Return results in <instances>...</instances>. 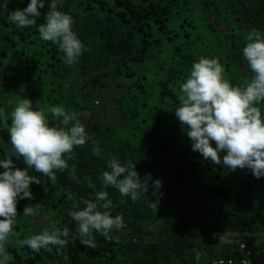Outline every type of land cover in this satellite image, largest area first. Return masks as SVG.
Masks as SVG:
<instances>
[{
  "label": "trees",
  "instance_id": "1",
  "mask_svg": "<svg viewBox=\"0 0 264 264\" xmlns=\"http://www.w3.org/2000/svg\"><path fill=\"white\" fill-rule=\"evenodd\" d=\"M27 3L9 0L7 7ZM60 8L71 14L82 42L72 64L58 44L39 37L46 5L27 27L0 14V157L10 147L9 113L24 97L33 107L39 101L45 110L61 104L77 113L101 151L94 155L88 140L74 146L69 168L55 170L54 182L29 168L38 182L30 185L31 199L17 202L8 264H211L242 256L240 245L232 250L225 243L220 254L216 248L228 234H264V177L205 160L191 149L174 110L179 85L200 56H215L231 83L251 78L241 50L249 33L264 38V0H61ZM259 107L264 115V101ZM111 158L135 163L141 177L151 173L162 183L156 196L150 186L135 201L108 186L111 214L119 213L124 226L110 240L96 233L88 247L68 210L104 187L100 173ZM16 166L26 167L22 158ZM26 205L34 208L30 217L22 214ZM53 225L69 230L63 247L34 251L17 244ZM250 248L251 260L264 263V241Z\"/></svg>",
  "mask_w": 264,
  "mask_h": 264
},
{
  "label": "clouds",
  "instance_id": "2",
  "mask_svg": "<svg viewBox=\"0 0 264 264\" xmlns=\"http://www.w3.org/2000/svg\"><path fill=\"white\" fill-rule=\"evenodd\" d=\"M9 0H0V14L15 27H27L36 23L40 9L47 6L44 21L37 28L43 41L58 44L65 62L72 64L82 53V42L73 30V18L62 11L61 0H28L23 8L9 10ZM242 55L251 70V78L243 86L225 78L224 66L215 57L200 56L190 66L187 76L179 85V106L175 117L184 126L191 142V149L198 151L205 160L223 164L229 170H250L256 178L264 177V115L260 103L264 101V38L259 33H249L242 48ZM5 109L0 107V116ZM47 113L51 114V121ZM8 138L10 147L0 157V264H8L7 241L15 236L17 202L33 197L30 185L38 182L29 174V168L55 181V170L69 168L73 148L86 140L93 145L92 152L99 155L100 148L85 130L77 113L63 105L50 106L47 110L33 107L31 99L20 98L10 113ZM23 160L26 167L16 166ZM107 168L100 173L104 186L95 191L94 199H83L68 210L75 222V234L82 245L95 246V234L113 239L112 232L124 226L123 217L111 214L112 201L105 190L114 187L122 197L135 201L151 186L156 196L162 181L152 179L151 173L143 177L136 171L135 163L121 162L117 158L106 161ZM74 172L75 167L69 169ZM151 181V184H149ZM90 187L95 188L90 183ZM162 195V193H160ZM158 199L149 202L157 208ZM22 214L30 217L34 208L23 207ZM69 230L54 225L43 228L17 241L20 247L39 251L49 246L63 247L69 242ZM200 253H195L199 261ZM215 264V262H214ZM219 264H223L220 261ZM231 264V262H229ZM240 264H247L241 260Z\"/></svg>",
  "mask_w": 264,
  "mask_h": 264
},
{
  "label": "rangeland",
  "instance_id": "3",
  "mask_svg": "<svg viewBox=\"0 0 264 264\" xmlns=\"http://www.w3.org/2000/svg\"><path fill=\"white\" fill-rule=\"evenodd\" d=\"M98 104L97 102H95ZM246 241L249 243L250 247H255L258 244H260L262 241H264V234H228L224 237L223 240H221V244L217 246L216 253L220 254L222 250V245L227 243L230 245L232 250H235L238 248L241 242Z\"/></svg>",
  "mask_w": 264,
  "mask_h": 264
},
{
  "label": "built area",
  "instance_id": "4",
  "mask_svg": "<svg viewBox=\"0 0 264 264\" xmlns=\"http://www.w3.org/2000/svg\"><path fill=\"white\" fill-rule=\"evenodd\" d=\"M241 250L243 251V255L238 258L228 257V258H218L212 261L211 264H219L220 261H223V264H240L241 260L247 261V264H264V263H254L251 260V257L253 256V250L250 248L249 243L246 241H243L240 243Z\"/></svg>",
  "mask_w": 264,
  "mask_h": 264
}]
</instances>
